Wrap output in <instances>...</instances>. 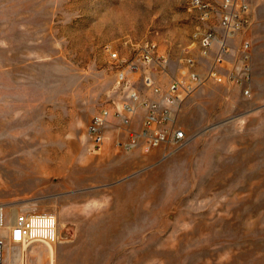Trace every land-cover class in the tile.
Here are the masks:
<instances>
[{
    "label": "rangeland",
    "instance_id": "rangeland-1",
    "mask_svg": "<svg viewBox=\"0 0 264 264\" xmlns=\"http://www.w3.org/2000/svg\"><path fill=\"white\" fill-rule=\"evenodd\" d=\"M203 1L208 21L192 0H0V204L7 224L19 212L58 220L53 245L15 244L6 230L3 264H264V0H244L231 38L219 26L225 0ZM205 29L217 34L206 58L194 38ZM143 39L170 59L168 74L150 73L161 86L186 56L201 77L179 113L187 139L166 158L117 145L130 92L153 94L142 65L119 82L127 63L107 47L128 62ZM221 41L219 72L248 64V95L208 76ZM103 108L106 143L93 152L88 126Z\"/></svg>",
    "mask_w": 264,
    "mask_h": 264
},
{
    "label": "built area",
    "instance_id": "built-area-1",
    "mask_svg": "<svg viewBox=\"0 0 264 264\" xmlns=\"http://www.w3.org/2000/svg\"><path fill=\"white\" fill-rule=\"evenodd\" d=\"M192 5L200 11L201 19L208 21L215 15V9L210 3L203 0H192ZM248 10L244 0H225L219 12V26L224 30L226 37H233L242 27V19ZM200 47V55L209 57L213 52V46L217 40V34L213 29L198 30L194 34ZM134 52V60L121 59L119 53L107 47L113 60L119 65L126 62V66H120L118 80L120 83L127 81V72H140L139 66L145 68L143 82L153 95L150 98H142L137 90L130 92L128 100L122 104L121 122L125 131V138L118 140L117 145L127 151L140 150L144 153L160 151L164 158L168 157L175 149L181 147L187 139L186 131L180 126L179 113L185 99L189 97L201 81V77L195 70V59L191 56L183 58L184 68L181 77H173L163 87L150 73L168 74L170 59L160 52L159 45L151 39H143L131 43ZM251 42L244 39L240 52L245 60L250 56ZM229 46L221 41L218 54L214 57L213 68L209 77L216 82L226 80L238 83L248 95L250 67L245 63L242 75L232 71L230 75L223 76L219 67L225 63V55ZM138 61H136L135 60ZM141 67V66H140ZM144 110V116L138 128L133 127L139 108ZM111 111L101 109L95 114L88 126V134L91 137V151L101 152L106 143L107 126L110 124ZM8 230V238L15 244L23 246L40 241L53 245L58 239V220L52 214H38L19 212L10 224H7V211L0 204V264L4 261V232Z\"/></svg>",
    "mask_w": 264,
    "mask_h": 264
},
{
    "label": "bare ground",
    "instance_id": "bare-ground-1",
    "mask_svg": "<svg viewBox=\"0 0 264 264\" xmlns=\"http://www.w3.org/2000/svg\"><path fill=\"white\" fill-rule=\"evenodd\" d=\"M6 258V257H5Z\"/></svg>",
    "mask_w": 264,
    "mask_h": 264
},
{
    "label": "crops",
    "instance_id": "crops-1",
    "mask_svg": "<svg viewBox=\"0 0 264 264\" xmlns=\"http://www.w3.org/2000/svg\"><path fill=\"white\" fill-rule=\"evenodd\" d=\"M144 112V111H143Z\"/></svg>",
    "mask_w": 264,
    "mask_h": 264
}]
</instances>
